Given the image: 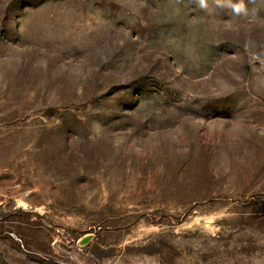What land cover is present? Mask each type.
Wrapping results in <instances>:
<instances>
[{
  "label": "rangeland",
  "instance_id": "rangeland-1",
  "mask_svg": "<svg viewBox=\"0 0 264 264\" xmlns=\"http://www.w3.org/2000/svg\"><path fill=\"white\" fill-rule=\"evenodd\" d=\"M204 3L0 0V264H264V0Z\"/></svg>",
  "mask_w": 264,
  "mask_h": 264
},
{
  "label": "clouds",
  "instance_id": "clouds-1",
  "mask_svg": "<svg viewBox=\"0 0 264 264\" xmlns=\"http://www.w3.org/2000/svg\"><path fill=\"white\" fill-rule=\"evenodd\" d=\"M200 3H201V6L202 7L205 6L204 0H200ZM236 7H237V10H239V8L242 7V6H236Z\"/></svg>",
  "mask_w": 264,
  "mask_h": 264
}]
</instances>
